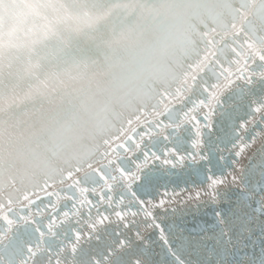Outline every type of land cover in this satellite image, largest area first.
<instances>
[{"label":"water","instance_id":"obj_1","mask_svg":"<svg viewBox=\"0 0 264 264\" xmlns=\"http://www.w3.org/2000/svg\"><path fill=\"white\" fill-rule=\"evenodd\" d=\"M0 264H264V0H0Z\"/></svg>","mask_w":264,"mask_h":264}]
</instances>
